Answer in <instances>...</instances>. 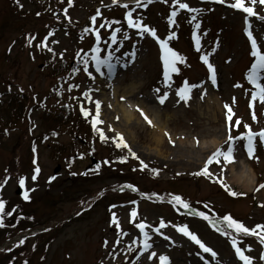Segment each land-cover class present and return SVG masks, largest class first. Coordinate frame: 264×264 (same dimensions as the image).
Segmentation results:
<instances>
[{
  "label": "rangeland",
  "instance_id": "1",
  "mask_svg": "<svg viewBox=\"0 0 264 264\" xmlns=\"http://www.w3.org/2000/svg\"><path fill=\"white\" fill-rule=\"evenodd\" d=\"M123 1L135 4L134 0H117L116 4L112 0H72L71 5L68 0H0V199L6 202L4 226L0 227V264H160L161 255L168 257L169 264H243L235 254L231 237L216 231L194 212L169 203V194L181 196L193 210L205 212L213 219L231 215L248 228L264 225V188H260L264 184V148L259 143L254 157L249 158L237 141L231 163L220 157L219 163L213 161L208 165L210 176L194 175L217 148L227 150L229 126L224 122L225 104L232 108L233 120L241 121L237 130L232 129V135L245 132V123L253 131L264 129V103L257 100L249 108L250 59L240 16L231 14L228 8L234 0H226L227 8L215 6L218 3L214 0L200 2L212 11L220 8L208 17L215 19L211 23L229 22L219 30L216 25L206 27L208 59L217 72L214 87L205 80V67L199 61L200 53L193 49L188 19L180 20L183 14L177 13L176 24L169 27L172 11L167 10L166 3H153L140 12L134 8L133 16L154 28L160 39H167L172 31L176 33L169 46L186 60L177 63L179 71L172 73L168 86L160 78L161 67L147 33L141 36L125 31V10L119 5ZM181 2L194 8L200 4L195 0ZM246 4L250 5V0ZM173 7L177 9L178 5ZM97 9L100 15L94 27L101 34L102 45L96 55L105 59L112 53L109 62L115 68V76L110 80L101 79L90 51L96 38L90 33L89 20ZM255 11L264 15V5L258 4ZM109 21L119 23L109 26ZM101 24L105 26L101 28ZM115 28L121 31L111 47L107 34ZM254 31L264 47V25L254 26ZM125 32L127 40L123 39ZM133 45L134 59L124 55L133 51ZM85 53L90 55L87 61L91 76L84 71L82 56L78 57ZM71 66L78 71L71 72ZM64 77L69 80L67 84H62ZM185 80L199 85L191 90L187 103L176 95ZM259 83L264 85V68ZM237 84L240 87L234 86ZM69 85L78 87L69 90ZM157 88L160 93L154 91ZM164 92L168 97L160 104L157 96ZM95 101L100 102L98 119L103 123L97 127L109 138L105 141L92 129ZM81 106L90 112L88 118L80 112ZM121 108L134 115L128 126ZM160 127L167 135L158 143L155 136L160 135ZM117 133L139 159L127 148L116 147L119 138L116 142L111 138ZM216 135H220V144L212 153L209 150L204 154V165L168 164L179 157L188 160L189 150L212 146ZM177 149L179 153L187 152L175 155ZM121 157L126 159L122 162ZM106 160L109 163L105 164ZM141 161L148 165L146 169L141 168ZM242 161L255 173L254 186L249 191L231 180L230 173ZM219 169L222 174H214ZM22 177L23 187L19 184ZM50 177L55 179L50 181ZM126 184L138 191L120 190ZM224 185L244 195L232 196ZM20 188L24 189L23 194H18ZM25 192L28 200L24 199ZM13 208L15 211L8 216ZM133 209L135 217L131 215ZM113 212L119 228L111 222ZM161 220L166 226L154 231ZM141 221L151 226L145 229L152 244L147 250L143 249V237L136 228ZM185 225L213 249L215 258L177 231V226ZM232 236L244 254L252 257V264H264L260 259L264 245L256 236Z\"/></svg>",
  "mask_w": 264,
  "mask_h": 264
},
{
  "label": "snow or ice",
  "instance_id": "2",
  "mask_svg": "<svg viewBox=\"0 0 264 264\" xmlns=\"http://www.w3.org/2000/svg\"><path fill=\"white\" fill-rule=\"evenodd\" d=\"M69 5H71L72 0H68ZM135 5L137 8L139 7H147V4H150L152 0H147V3H142V0H134ZM164 2H167V0H164ZM173 5H178L177 9H174L170 15L168 16V24L169 27L173 26L176 24V17L177 13L179 10L184 9L187 10L189 13H198L202 12L203 9L199 8H194L190 7L188 3L181 2V0H171ZM216 2L220 4H224L226 0H216ZM113 4L117 3V0H112ZM264 5V0H250V5L246 4V0H234L233 3L229 5L230 8L232 9H238L242 10V12L245 14L244 15V34L247 36L248 41L251 44V52L250 55L252 57H255V63L252 65L251 71L247 74V80L255 86V90L251 92V101L249 103V108H253V102L259 100L261 103H264V85H261L258 83L260 80V76L258 74V69L264 68V51H262L257 44V40L253 36V31L251 30V24H250V18L256 17L257 12L255 11V6L257 5ZM124 8H128L127 4L122 5ZM66 11V10H65ZM133 11L134 10H129L125 13V19L127 21V26L128 28H134L138 29V34L143 36L145 33L150 34L153 38L157 40L160 46L161 50V60L163 61V68H164V81L165 84L170 86L169 81L171 80V73L178 72L179 69L177 67V63L184 62L186 60V57L178 53L175 49L172 47H169V41L172 39L176 38V33L174 31L170 32L167 39H160L156 35V30L154 28H150L147 25H143L140 19H133ZM100 15L99 9H97L96 15L91 17V21L93 25L96 23V17ZM259 19L264 22V15L259 16ZM113 23H119V21H109L108 24L111 26ZM190 24H193V31H192V39L195 42L196 45V50L200 52L201 46H200V37L198 35L197 30L201 28V24L197 19L196 15H192L191 19L189 21ZM105 25L101 24L100 27L103 28ZM93 34L95 35L96 38V46L91 49L93 52L92 60L95 62L96 65V71L98 72L100 69L101 64H107V67L111 71L113 68V65L109 62L112 59V53L108 54V57L105 59H100L96 53L100 52L99 48V42L101 39V34L98 29L93 27L91 29ZM121 31L120 28H115L110 36V40L112 44H115L117 42V33ZM52 33L50 32L49 35ZM34 39V38H33ZM123 39L127 40L128 39V34L127 32L124 33ZM31 42V40L29 41ZM110 46V45H109ZM51 51V49H49ZM79 55V54H78ZM126 56H131L133 59L136 56L135 52V46L133 45V51L131 53H124ZM209 54H201L200 59L201 61L207 66L208 69V74H209V79L212 83L213 86L217 84V72L215 66L209 62L208 59ZM85 57H87V53H85ZM83 63L85 65L84 71L91 76L92 73L88 70V61L85 58L83 60ZM73 72L78 71V69H72ZM78 85H69V90ZM235 87H240L239 84L234 85ZM199 85L197 84H190L187 80L184 81L183 86L179 87L176 91V95L180 98V100L184 101L187 103L191 99V90L193 88H197ZM90 91V90H89ZM155 92L160 93V89H154ZM85 97L87 99H91V97L88 95V92L84 93ZM204 93L201 94V99H203ZM168 97V93L164 92L162 95H158L157 99L160 104H164L165 100ZM233 102H235V98H233ZM95 107H96V114L94 116H91V125L92 129L94 132L99 133V138L101 141H105L106 139H109L108 137L105 136L104 132L102 129L98 128L97 125L103 123L102 120H99V114H100V102L95 101ZM224 108L227 110L226 111V121L229 122V127H228V135H227V150L223 151L220 148H217L207 159V162L205 163L204 167L201 169V171L194 173V175H205V176H210L211 174L208 171V165L211 164L213 161H216L217 163L220 162L219 158L223 157V160L225 163H231L234 160V152L236 150V142L237 141H243V148L246 150L248 157L253 158L255 151H256V141L257 138L259 139V142L264 143V129H260L259 131H253L252 128L248 124H244L243 127L246 129L245 132L240 133L239 135H232V127H238L241 124V121L239 118L235 120V124L232 125L231 122L233 120L234 112L232 108L228 105L225 104ZM80 112L85 116V118H88L90 116V112L83 106L80 107ZM141 115L144 117V119L151 124V120L141 111ZM252 119L255 121L256 120V114L253 111L252 113ZM111 130V129H109ZM167 135V133H166ZM117 137L119 138L118 142H116ZM113 139L114 142H116V147L120 148H127L128 152L135 158L139 159V157H136V154L132 152V150L128 147L127 143L124 141L123 137L121 134L117 133L116 137L111 138ZM35 151V148L33 149ZM121 161L126 159V157H121ZM35 163V160L33 161ZM105 164L109 163V161H104ZM141 168L146 169L148 167L147 164H145L143 161L140 162ZM100 164H97L96 170H99ZM40 169L37 167L35 169V172L38 174ZM153 172L156 173L158 172L157 169H153ZM75 175V173H73ZM37 176L34 174L32 176V180L35 181ZM52 179H55V177H50L49 180L51 181ZM222 183V181H221ZM19 184L21 187L24 186L25 180L24 178H20ZM2 187V185H0ZM225 189L229 191V194L232 196H237V195H244V193H237L234 191H231L230 189L227 188V185H224ZM123 188H129L133 191H138L133 185L131 184H126L121 186L120 190H123ZM260 188H264V184L260 185ZM155 196L156 194H152ZM171 199L169 200V203H172L174 206L179 205L183 207L184 209L188 210L190 213L194 212L195 215H198L199 217H202L205 221L209 223L211 227H213L216 231L220 232L222 235L229 236L231 237V244L232 247L235 249V254L239 258L240 261L243 262V264H252V257L245 255L244 251L237 246V240L234 236H232V233L236 234H244V235H254L257 237L259 240V243L261 245H264V225L257 224L254 228H248L246 227L242 222L234 219L231 215H224L223 217H216L215 219L212 218V216H209L205 212L202 211H195L193 210L190 205L182 199L181 196L179 195H172L169 194ZM24 199L28 200L29 196L27 192L24 193ZM162 199V198H161ZM133 204L136 203V201H132ZM5 204L6 202L2 199H0V227L4 226V221H3V214L5 213ZM112 208H115V205L111 206ZM207 208L208 205H205ZM15 211V208L12 209V211L7 212L8 216L12 215V212ZM132 217H135L137 215L136 210L133 209L131 213ZM111 222L113 224H116L117 228H119V223H118V218L115 214V212L112 213V220ZM220 225H223L224 227H220ZM165 222L163 220L160 221V226L159 228L153 229L156 232H159L161 228H164ZM151 227L150 225H146L143 221L140 223L136 224V228L140 230V234L143 237L142 240V247L144 250H147L152 247V244L149 243L151 237L149 236V233L145 231L146 228ZM260 231H257V230ZM177 231L183 233L185 236H187L191 241L195 242L197 245H199L200 249L203 250L205 253H210L213 258L216 257V253L211 249L210 247H207L199 238L198 236L189 231L188 226H177ZM167 239V237H165ZM118 242V241H117ZM20 243L23 244L24 240H20ZM107 244V242H105ZM153 256L156 255V253H152ZM151 258V257H149ZM261 260H264V253H261L260 256ZM160 264H169V260L167 256L161 255L159 257Z\"/></svg>",
  "mask_w": 264,
  "mask_h": 264
},
{
  "label": "bare ground",
  "instance_id": "3",
  "mask_svg": "<svg viewBox=\"0 0 264 264\" xmlns=\"http://www.w3.org/2000/svg\"><path fill=\"white\" fill-rule=\"evenodd\" d=\"M124 112V118H125V124L128 126L130 125V123L132 122V118L134 117L133 114L126 112L123 108H121ZM164 129L162 127L157 128V132L160 135H156L155 137V141L160 143L162 141V137L166 135V133L163 131ZM220 135H216V137L211 140L212 142V146L210 147H200L197 150H189L190 152H188V154H186V158L188 160H183L180 159V157L178 159H174L169 161V165H181V166H199V164L204 165L205 160L207 159V155L205 156V153H209V150L211 153L213 152V149H215V147L217 148L220 144V139H219ZM180 146V143L178 144V147ZM210 148V149H209ZM212 148V149H211ZM184 150H182L183 152ZM175 152V155L177 154H182L185 155L184 153H179V150L177 149ZM209 155V154H208ZM184 163V164H183ZM167 165V164H166ZM201 165V166H202ZM214 174H222V170H215ZM231 175V180L237 184V186L241 187V189L245 190V191H249L252 190L253 186H254V172L251 169V167L247 164H245V162H240L238 163L237 167H235V169L232 170V172L230 173ZM239 187V188H240Z\"/></svg>",
  "mask_w": 264,
  "mask_h": 264
}]
</instances>
